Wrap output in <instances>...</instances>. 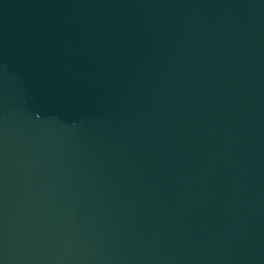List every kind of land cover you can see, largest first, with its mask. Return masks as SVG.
Returning a JSON list of instances; mask_svg holds the SVG:
<instances>
[{"label":"water","instance_id":"water-1","mask_svg":"<svg viewBox=\"0 0 264 264\" xmlns=\"http://www.w3.org/2000/svg\"><path fill=\"white\" fill-rule=\"evenodd\" d=\"M0 264H264V0H0Z\"/></svg>","mask_w":264,"mask_h":264}]
</instances>
